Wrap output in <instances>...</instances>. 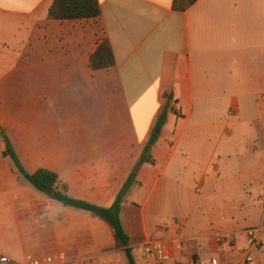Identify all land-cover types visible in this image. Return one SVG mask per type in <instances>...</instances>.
I'll return each instance as SVG.
<instances>
[{"label":"crops","instance_id":"crops-1","mask_svg":"<svg viewBox=\"0 0 264 264\" xmlns=\"http://www.w3.org/2000/svg\"><path fill=\"white\" fill-rule=\"evenodd\" d=\"M53 2L0 0V120L24 115L36 126L27 131H44L36 123L44 102L74 82L110 85L118 114L136 112L140 126L130 122L136 143L100 140L90 154L57 143L52 158H23L11 143L26 171H52L70 197L108 208L158 132L120 214L136 264H156L136 259L139 229L140 243L180 232L184 259L198 262L218 253L216 231L235 232L238 250L220 252L222 261L244 264L249 251L252 264H264V0H98L101 16L81 20L49 19ZM105 39L115 65L93 70ZM121 130L118 137L129 134ZM5 150L0 143V254L80 256L112 244L106 221L35 190ZM131 208L138 213L124 215ZM249 227L262 228L259 250L249 246Z\"/></svg>","mask_w":264,"mask_h":264},{"label":"rangeland","instance_id":"rangeland-1","mask_svg":"<svg viewBox=\"0 0 264 264\" xmlns=\"http://www.w3.org/2000/svg\"><path fill=\"white\" fill-rule=\"evenodd\" d=\"M12 54H18L20 60L26 59L25 53ZM101 86H87L74 82L59 85L54 91V95L46 99L44 108L36 118L37 127L43 128L44 131H27V128L36 126L27 123L24 115L13 117L17 118L16 122L11 121L8 115L1 117L0 143L4 147V136L8 137L14 149L23 158L34 155L52 158L58 154L57 147H55L57 143H75L86 146V148H69L67 149L69 154H90L88 146L91 143L110 138L114 143H136L130 126L132 119L136 124H139L136 112L128 117L126 107L123 106L122 113L118 114L116 101L110 99V85H104V89ZM112 102L114 106L111 105ZM123 128L124 131L129 129V134L124 132L123 137H118ZM139 135L142 136L140 129ZM135 212L138 213L134 208L126 209L124 215L132 217ZM168 216V213H164L160 217L161 222H169ZM138 233L141 242L144 235L141 229ZM108 241L112 244L107 242L102 246L115 250L121 255L124 263L129 264L124 250L117 244L115 237H111ZM140 242L134 248L138 261L137 255H144L140 248L142 244Z\"/></svg>","mask_w":264,"mask_h":264},{"label":"trees","instance_id":"trees-1","mask_svg":"<svg viewBox=\"0 0 264 264\" xmlns=\"http://www.w3.org/2000/svg\"><path fill=\"white\" fill-rule=\"evenodd\" d=\"M178 0H175V2ZM187 6L194 4L197 0H185ZM101 16V8L98 0H54L49 10V19L51 20H81V19H97ZM115 58L108 40H103L98 46L95 53L90 58V66L93 70H102L113 67ZM171 101H167V105L157 121V128H161L164 124L167 111L171 108ZM158 135L153 133L149 140L142 158L118 193L112 206L106 208L90 202L70 197L64 191L60 190L56 173L39 169L34 173H28L22 165L16 151L13 149L10 140L4 137L6 150L4 156L9 157L19 175L35 190L49 196L52 200L61 203L64 207L73 208L85 212L92 213L102 220L106 221L112 228L117 244L124 250L129 264H136L132 248L129 246V237L125 232L121 222L120 214L126 204V196L134 184H136V176L138 168L141 164L150 162L147 158L150 147L157 141ZM49 191H52L49 194Z\"/></svg>","mask_w":264,"mask_h":264},{"label":"built area","instance_id":"built-area-1","mask_svg":"<svg viewBox=\"0 0 264 264\" xmlns=\"http://www.w3.org/2000/svg\"><path fill=\"white\" fill-rule=\"evenodd\" d=\"M233 111L229 112L233 116ZM200 192V188H198ZM226 221V217L221 218ZM261 227H249L244 229L250 248L261 249L263 243L259 240L258 234ZM218 244V253L205 262H198L195 259L185 260L184 238L180 232H176L165 238H148L141 244L144 256L155 260L156 264H227L222 261L220 252L230 254L238 250L236 233L231 231H216L214 233ZM244 264H252L253 259L249 251H245ZM0 264H124L118 252L113 249H101L89 255L70 256L64 251L53 254L34 255L27 254L22 260H15L7 255L0 254Z\"/></svg>","mask_w":264,"mask_h":264},{"label":"water","instance_id":"water-1","mask_svg":"<svg viewBox=\"0 0 264 264\" xmlns=\"http://www.w3.org/2000/svg\"><path fill=\"white\" fill-rule=\"evenodd\" d=\"M156 133H158V132H156ZM52 193V191H49V194H51Z\"/></svg>","mask_w":264,"mask_h":264}]
</instances>
